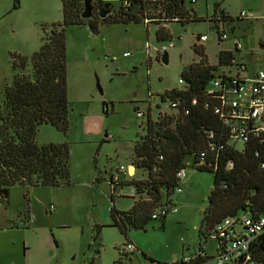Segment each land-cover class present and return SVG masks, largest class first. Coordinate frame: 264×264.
Instances as JSON below:
<instances>
[{
  "label": "rangeland",
  "instance_id": "obj_1",
  "mask_svg": "<svg viewBox=\"0 0 264 264\" xmlns=\"http://www.w3.org/2000/svg\"><path fill=\"white\" fill-rule=\"evenodd\" d=\"M3 2L0 0V7ZM55 4L23 1L20 11L0 16V105L3 89L12 79L11 55L29 57L40 47L42 26L49 32L51 24L62 21L61 0L58 15ZM111 5L117 10L121 0H112ZM184 7L192 20L160 24L172 45L167 64L154 54L148 58L144 50L146 41L157 44L159 25L155 23L97 24V34L88 24L67 27L68 130L63 134L44 124L35 141L38 145H68L70 184L10 188L14 201L21 205L13 217L17 220L31 213L34 221L30 227L0 224V264H23L25 254L27 264H112L118 258L117 248L126 240L112 226L109 209L112 205L119 211L130 209L136 199L130 196L131 183L146 176L141 170L131 176L135 172L130 168L134 141L145 134L148 115L155 120L159 114L172 113L168 100L162 102L160 94L180 88L181 71L200 60L193 47L202 49L210 65H217L220 51H230L234 63L220 67L219 73L236 76L239 64L247 69L240 74L242 78L264 69V0H184ZM220 11L233 18L219 25L218 32L228 37L225 40L218 38L215 23L209 21ZM241 11L248 18H240ZM202 35L207 40L197 41ZM235 40L241 43L238 51ZM124 52L128 56L123 57ZM231 143L237 149L242 147ZM119 166H127L129 175H117ZM184 174L178 187L181 193L172 195L179 210L166 217L164 229L158 221H151L145 232L129 231L130 241L138 249L129 254L133 263L145 264L140 251L162 264H179L182 257L197 253L200 247L208 255L215 254V242L199 234L213 174L189 166ZM97 177L99 182H95ZM111 178L123 184L119 192L112 193ZM51 205L54 210L44 213V207ZM200 264H214V259Z\"/></svg>",
  "mask_w": 264,
  "mask_h": 264
},
{
  "label": "trees",
  "instance_id": "obj_2",
  "mask_svg": "<svg viewBox=\"0 0 264 264\" xmlns=\"http://www.w3.org/2000/svg\"><path fill=\"white\" fill-rule=\"evenodd\" d=\"M138 1H141L140 9L132 14L133 3ZM103 4V0H92V16L83 19V0H61L62 21L51 24L49 32H46V26H42L44 34L38 50L29 57L17 53L11 55L12 79L3 89L0 105V190L8 192L15 186L56 188L70 184L68 145H38L35 141L40 126L44 124L63 134L68 130L67 27L140 22L146 26L155 23L159 25L155 31L156 42H163L168 40L169 34L160 24H184L192 20L184 7V0H121L117 10L111 5L110 13L100 18L98 11ZM209 21L215 23L221 39L219 25L230 23L233 18L220 11ZM199 49L193 47L200 60L192 62L180 73L181 87L160 95L162 102L168 100L172 113L159 114L155 120L148 115L145 134L134 141L130 164L135 173L141 170L146 176L131 183V189L135 191V197L131 198L136 199L130 209L119 211L113 205L109 209L112 226L126 240L122 248H117L118 258L112 264H135L129 254L138 252V249L130 241L129 231L145 232L151 221H158L164 229L167 216L153 219L152 214L163 204L174 205L172 195L180 182L177 174L188 166L213 174L199 234L205 240L212 239L217 252L231 242L233 234L244 237L248 229L243 225L245 219L255 222L264 216V169L261 168L264 145L250 136L241 149H237L231 143L229 127L214 112L220 107L219 96L233 89L230 75L219 73V68L232 66L234 56L230 51H220L217 65H210ZM237 67H244L243 72L247 71L243 64ZM213 80H218L219 86L209 94L208 88ZM99 181L97 177L95 182ZM110 185L120 189L123 186L112 179ZM110 201L113 202V194ZM27 214L19 226L23 227ZM226 218H235V229L231 235L220 236L216 228ZM127 246H132L133 250L128 252ZM140 254L146 260L145 264H162L149 253L140 251ZM193 256L195 258L190 263H178L200 264L215 258L207 256L202 247ZM90 264H94L93 261ZM227 264H264V231L252 237L246 251L230 255Z\"/></svg>",
  "mask_w": 264,
  "mask_h": 264
},
{
  "label": "built area",
  "instance_id": "obj_3",
  "mask_svg": "<svg viewBox=\"0 0 264 264\" xmlns=\"http://www.w3.org/2000/svg\"><path fill=\"white\" fill-rule=\"evenodd\" d=\"M156 1L158 0H150V2ZM240 18H248L247 13L241 11ZM145 23H148V21H145ZM220 37L221 40L228 38L224 32L221 33ZM205 40H207V35H202L199 38V41ZM171 48L172 45L168 41L157 42V44H151L146 41L144 45V50L148 58L151 54H154L156 57H161V55L165 53L168 54ZM240 48V41L235 40V49L239 50ZM122 56L126 57L128 53L124 52ZM243 70L244 67H238L236 76H230L233 89L230 90V93H222L219 96L220 107H216L214 112L219 114L223 118L225 126L229 127L233 142L244 144L251 136L256 138L260 145H264V69L259 70L254 75L242 78L240 74L243 73ZM218 86V80L211 81L208 93L213 94ZM261 168L264 169V156ZM127 169V166H119L116 170V174H128ZM184 176L183 170L177 174L179 180H182ZM175 193H181V188H176ZM134 195L135 191L131 189L130 196ZM48 209L51 212L54 210V206L51 205ZM178 210L179 208L176 205L163 204L153 212L152 218L158 219L168 216L169 214H176ZM25 219L22 226L30 227L34 221V216L32 214H27ZM234 219L235 218H226L218 224L216 230L220 236L225 233L231 235V232L235 229ZM243 225L248 227L244 233V237H236V235L233 234L231 242L227 243L226 246L218 252L215 246L216 256L214 258V264H227L230 255L246 251L252 237L264 231V216L260 217L255 222L245 219ZM126 249L128 252H131L133 247L127 246ZM194 258L195 256L193 255L184 256L180 261L183 263H190Z\"/></svg>",
  "mask_w": 264,
  "mask_h": 264
},
{
  "label": "crops",
  "instance_id": "obj_4",
  "mask_svg": "<svg viewBox=\"0 0 264 264\" xmlns=\"http://www.w3.org/2000/svg\"><path fill=\"white\" fill-rule=\"evenodd\" d=\"M23 1L26 2L28 0H4L3 5H2L3 7H0V9L3 8V11H0V16H3L4 14H8V13H13V12L16 13L17 11H20L22 9V7H23L22 6L23 5ZM42 1L55 2L56 3L55 4L56 15L59 14V11H60L59 0H42ZM192 1L193 0H191V2ZM48 9H49V6L46 5V10H48ZM31 20H32V18H31ZM27 22H29V21H27ZM28 24H31L33 27H35V25H36V23H34V22L33 23L30 22ZM11 26L14 28V26H16V24H14V25L12 24ZM33 31H34V28H33ZM30 32L32 33V31H30ZM32 37H33V35H32ZM149 97H150V95H149ZM128 175H129V173H128ZM134 175H135V172L131 176H134ZM114 182H117V180H115ZM110 186H111L112 191H116L117 190V192H119L121 190L120 187H116V186H113V185H110ZM15 187H18V186H15ZM18 188H20V187H18ZM20 189L23 190L25 188H20ZM25 193H27V191H25ZM20 208H21L20 203H17V202L14 201V196L11 194V189H9V191L7 192V198H5L4 195H1L0 196V224L1 223H8V225L10 227L19 226L21 220L24 217V214H22L16 220V218L13 217L12 213L17 211V209L20 210ZM44 213H46V214L48 213V209L45 208V207H44ZM29 214H31V213H29ZM18 220H19V222H18ZM16 222H18V223H16ZM10 227H8V228L10 229ZM37 229H39V228H37ZM12 233H14V232L12 231ZM206 255L211 257V258H214L216 256V252L213 255H208V254H206ZM23 264H27V254L24 255Z\"/></svg>",
  "mask_w": 264,
  "mask_h": 264
},
{
  "label": "water",
  "instance_id": "obj_5",
  "mask_svg": "<svg viewBox=\"0 0 264 264\" xmlns=\"http://www.w3.org/2000/svg\"><path fill=\"white\" fill-rule=\"evenodd\" d=\"M103 1H104L103 7L99 11V17L100 18L105 17L109 13V7L111 6L112 0H103ZM83 5H84V8H83V11L81 13V17L83 19H89L92 16V0H83ZM140 6H141V1L133 3L131 13L134 14L137 10L140 9ZM90 28L94 34H97V31H96L97 27L96 26H90ZM160 60L162 63L167 64L168 63V54L165 53V54L161 55ZM96 84L98 86V81H96ZM98 89H99V87H98ZM152 101L154 102L155 98ZM130 168L135 170V168L133 166H131ZM1 195H4V197L7 198V192H5L3 190H0V196Z\"/></svg>",
  "mask_w": 264,
  "mask_h": 264
},
{
  "label": "flooded vegetation",
  "instance_id": "obj_6",
  "mask_svg": "<svg viewBox=\"0 0 264 264\" xmlns=\"http://www.w3.org/2000/svg\"><path fill=\"white\" fill-rule=\"evenodd\" d=\"M109 8H110V7H109ZM101 9H102V8H101ZM109 13H110V11H109ZM109 13H108V14H109ZM98 14H99V11H98ZM263 39H264V32H263ZM163 93H164V92H163ZM163 93H162V94H163ZM160 95H161V94H160ZM150 96H151V95H150ZM149 98H150V97H149Z\"/></svg>",
  "mask_w": 264,
  "mask_h": 264
}]
</instances>
